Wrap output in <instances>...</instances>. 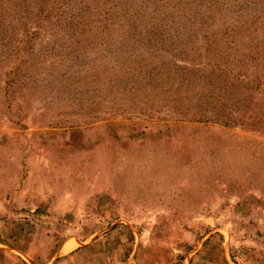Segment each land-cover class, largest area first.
Returning a JSON list of instances; mask_svg holds the SVG:
<instances>
[{
    "label": "rangeland",
    "instance_id": "obj_1",
    "mask_svg": "<svg viewBox=\"0 0 264 264\" xmlns=\"http://www.w3.org/2000/svg\"><path fill=\"white\" fill-rule=\"evenodd\" d=\"M263 72L264 0H0V264H264Z\"/></svg>",
    "mask_w": 264,
    "mask_h": 264
},
{
    "label": "trees",
    "instance_id": "obj_2",
    "mask_svg": "<svg viewBox=\"0 0 264 264\" xmlns=\"http://www.w3.org/2000/svg\"><path fill=\"white\" fill-rule=\"evenodd\" d=\"M262 76L261 77H264V72H263V74H261ZM258 115H259V113H258ZM257 116V115H256ZM248 119H250V117H247Z\"/></svg>",
    "mask_w": 264,
    "mask_h": 264
}]
</instances>
